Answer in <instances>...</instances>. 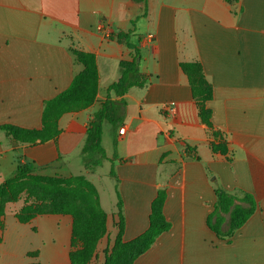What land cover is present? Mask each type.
Returning a JSON list of instances; mask_svg holds the SVG:
<instances>
[{
  "label": "crops",
  "instance_id": "0c3cea01",
  "mask_svg": "<svg viewBox=\"0 0 264 264\" xmlns=\"http://www.w3.org/2000/svg\"><path fill=\"white\" fill-rule=\"evenodd\" d=\"M134 20L132 42L149 84L123 97L108 94L121 77L120 62L130 61L132 51L98 28L105 21L110 32H127ZM72 48L96 56V101L64 115L58 138L44 144H15L0 130V185L20 164L46 177L83 175L90 180L107 213V234L90 264H104L114 245L117 191L126 223L123 240L128 242L148 229L159 190L167 194L164 214L171 229L134 264H264V0H147L146 5L131 0H0V126H42L45 102L66 90L83 70ZM194 61L202 64L212 85L207 107L214 128L227 136L226 156L213 153L214 140L180 67ZM108 97L125 99L127 109L123 135L120 128L103 124L108 160L102 166L109 169L103 174L101 167L86 170L81 150L89 123ZM164 104L171 107L167 113L161 109ZM111 160L118 181L105 180ZM216 189L238 198L250 195L257 204L231 237L220 238L207 225ZM11 214L10 222L4 218L1 246L11 232L18 236L20 227L36 228L39 217L72 234L69 215L38 216L21 224ZM53 249L48 264H70L69 241Z\"/></svg>",
  "mask_w": 264,
  "mask_h": 264
},
{
  "label": "trees",
  "instance_id": "16d2710c",
  "mask_svg": "<svg viewBox=\"0 0 264 264\" xmlns=\"http://www.w3.org/2000/svg\"><path fill=\"white\" fill-rule=\"evenodd\" d=\"M131 1L144 5L147 3V0ZM135 26L134 20L132 28L127 32L121 31L108 35L110 40L123 43L132 51L130 61L120 62L121 77L108 87V94L112 92L116 96L123 97L130 89L144 88L149 84L150 76L140 70V52L132 42ZM70 51L76 63L83 66V70L74 77L66 90L45 102L42 126L39 129L14 125L0 126V130L4 131L15 144L36 146L55 140L61 133L59 122L64 115L84 110L96 101L99 86L96 56L76 48ZM180 67L190 83L199 118L214 140L210 144L213 153L226 156L229 152L227 136L214 128L212 112L207 107V103L213 98V88L206 78L202 64L198 61L182 62ZM126 109L125 99L114 101L108 97L95 113L89 123L81 150L86 170L93 171L108 160L102 146L103 124L107 122L114 129L120 128L126 116ZM114 147L117 148L116 140ZM186 150L191 155L189 146ZM113 163L114 160H111L109 177L118 181ZM23 193L28 194L23 205L12 211L16 219L21 224H27L38 216H71L73 226L70 264H90L96 257L99 242L107 234V213L101 206L96 186L83 175L69 178L46 177L35 175L29 165L20 164L17 173L0 185V230L5 229L4 218L7 208L22 199ZM117 194L118 233L113 247L106 252L104 264H134L152 247L160 235L171 229V223L164 214L167 194L165 190L158 191L151 203L148 229L128 242L123 240L126 225L123 200L118 191ZM215 194L217 201L213 212L207 218V225L220 238L231 237L254 214L257 204L250 195L238 198L221 189H216ZM224 224L227 225L225 232L222 231ZM37 255H39L38 251L29 254L31 257H37Z\"/></svg>",
  "mask_w": 264,
  "mask_h": 264
},
{
  "label": "rangeland",
  "instance_id": "374dc122",
  "mask_svg": "<svg viewBox=\"0 0 264 264\" xmlns=\"http://www.w3.org/2000/svg\"><path fill=\"white\" fill-rule=\"evenodd\" d=\"M100 170L104 174L109 169L107 165H105V166H101ZM34 174L38 175L35 172ZM106 178L107 179L105 180H113L109 176ZM102 180H104V178H102ZM27 196H28L27 193H23L22 199H20L16 203H12L11 205H9V207L7 208L9 212L8 214H6L7 218L9 219V222H10V218H12L11 211L19 209L23 205L24 200ZM106 209L109 210L110 208L106 206ZM46 218L47 217H39L38 220L41 223L40 224L34 223V225H36L35 226L36 228H30V227L26 228L24 226L20 227L18 236H16L17 234L16 232L14 231L11 232V235L9 237V240H7V243L2 246L0 245V264H30L32 262H38L40 264H48L51 254L52 255L54 254L53 247L56 244L57 245H62L64 243L68 244V241L70 242V251H71L72 234L70 235L68 232H66L63 227L57 228L53 225H50L49 223H42L44 220H46ZM4 230L5 229L0 231H4ZM1 242H2V238L0 237V243ZM39 247L42 249V255H43L42 257L40 256V249H37ZM61 249L62 247H60V250ZM36 251L39 252V255H37V257L29 256L30 253ZM48 252H50L49 255H47ZM102 263L103 262L96 261L93 264H102Z\"/></svg>",
  "mask_w": 264,
  "mask_h": 264
},
{
  "label": "built area",
  "instance_id": "2783aa9c",
  "mask_svg": "<svg viewBox=\"0 0 264 264\" xmlns=\"http://www.w3.org/2000/svg\"><path fill=\"white\" fill-rule=\"evenodd\" d=\"M98 29L100 32L105 33L107 35V37L110 33H112V32H110V24L106 23L105 21L100 24ZM151 38H153V36H151ZM161 109H162V111L167 113L168 111L171 110V107L168 104H164V105H162ZM124 133H125V128L124 127L120 128L119 134L123 135Z\"/></svg>",
  "mask_w": 264,
  "mask_h": 264
}]
</instances>
